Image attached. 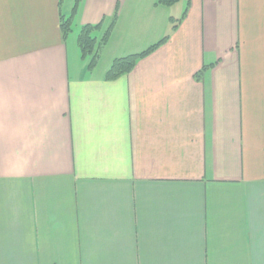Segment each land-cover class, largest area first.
<instances>
[{
	"label": "crops",
	"instance_id": "1",
	"mask_svg": "<svg viewBox=\"0 0 264 264\" xmlns=\"http://www.w3.org/2000/svg\"><path fill=\"white\" fill-rule=\"evenodd\" d=\"M156 1L0 0V264H264V0Z\"/></svg>",
	"mask_w": 264,
	"mask_h": 264
},
{
	"label": "trees",
	"instance_id": "2",
	"mask_svg": "<svg viewBox=\"0 0 264 264\" xmlns=\"http://www.w3.org/2000/svg\"><path fill=\"white\" fill-rule=\"evenodd\" d=\"M179 1L180 0H157L156 4L166 6V7H170ZM75 8L76 7L74 6L73 12L75 11ZM185 13H186V11L183 12L180 19H178V20L170 19L171 22L173 23L172 29L176 28L178 22L183 18ZM60 27H61L62 35L65 37L70 31V20L67 19L66 21L62 22ZM97 27H98V25H94V26L86 25V26L81 28L79 35H78V44H79L80 51H81L82 55L85 56L88 54H93L91 61L89 63L90 67L93 66L94 61H95V57H96L95 55L96 54H94V52H96L97 48H99L101 45H103L106 42L108 34H109V30L106 31L105 34L103 35L102 39L99 41V43H97L95 38L90 37L91 31L94 29H97ZM165 40H166V37H164L158 43L151 45L146 50H144L138 54H132V55H128V56H125L122 58L115 59L112 62L109 70L106 73V79L107 80H113L122 74H126V73L130 72L132 70V68L134 67L136 61L139 58L145 57L148 54H150L160 44H162Z\"/></svg>",
	"mask_w": 264,
	"mask_h": 264
},
{
	"label": "rangeland",
	"instance_id": "3",
	"mask_svg": "<svg viewBox=\"0 0 264 264\" xmlns=\"http://www.w3.org/2000/svg\"><path fill=\"white\" fill-rule=\"evenodd\" d=\"M68 36H69V39H70V38H72V36H74V38H75L76 35H75V33H74V35H70V34H68Z\"/></svg>",
	"mask_w": 264,
	"mask_h": 264
}]
</instances>
